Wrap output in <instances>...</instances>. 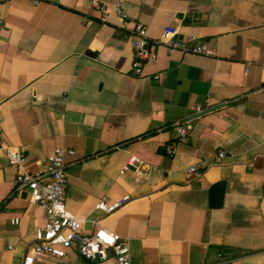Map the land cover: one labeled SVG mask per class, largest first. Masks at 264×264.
<instances>
[{
	"label": "crops",
	"instance_id": "0c3cea01",
	"mask_svg": "<svg viewBox=\"0 0 264 264\" xmlns=\"http://www.w3.org/2000/svg\"><path fill=\"white\" fill-rule=\"evenodd\" d=\"M38 1L0 2V264H23L46 223L15 191L10 146L30 171L57 147L75 150L67 207L84 232L127 239L132 264H264V0H99L105 20L91 0ZM135 22L152 40L177 27L214 53L159 43L136 76ZM198 107L210 111L192 117ZM34 264L117 260L90 263L72 248Z\"/></svg>",
	"mask_w": 264,
	"mask_h": 264
},
{
	"label": "built area",
	"instance_id": "2783aa9c",
	"mask_svg": "<svg viewBox=\"0 0 264 264\" xmlns=\"http://www.w3.org/2000/svg\"><path fill=\"white\" fill-rule=\"evenodd\" d=\"M9 1L11 0H0L3 3ZM58 1L63 2L64 0ZM38 2L35 0L36 4ZM91 5L102 12V17L105 20L107 10L104 5L99 0H91ZM113 8L123 22L128 20L129 15L121 1L115 2ZM132 38L135 52L132 71L136 76H143L145 66L156 60L155 48L159 43L164 44L169 52L180 50L184 53L203 55L214 53L206 42L196 36H190L187 39L180 37L179 29L173 26L166 27L159 39L152 40L148 36L147 26L135 22ZM203 111H205L204 108L198 107L195 113ZM175 129L181 139L186 137L188 131L184 123L177 122ZM167 152L173 154L175 146H168ZM74 154L75 150L71 148L57 147L43 167L30 171L26 168L24 150L17 146L7 147L9 163L19 168L14 180L15 191L26 193L31 203L43 207L46 212V223L36 230V241L30 252L26 254L23 264H34L37 259L47 255L64 257L72 248H77L82 255L89 259H94L96 255H99L101 260H104L114 255L117 264H132L133 256L127 239L100 225L96 226L92 232H84V220L67 207L66 197L69 185L67 168L69 164L66 161V156ZM224 157L225 152L220 151L214 164H220ZM189 170L197 172L199 166H192ZM118 205L100 202L98 208L110 212ZM13 222L18 223L19 218L13 219Z\"/></svg>",
	"mask_w": 264,
	"mask_h": 264
},
{
	"label": "water",
	"instance_id": "95a60500",
	"mask_svg": "<svg viewBox=\"0 0 264 264\" xmlns=\"http://www.w3.org/2000/svg\"><path fill=\"white\" fill-rule=\"evenodd\" d=\"M210 110H207V111H204V112H200V113H197L195 114L194 116L192 117H196V116H199L201 114H205L207 112H209ZM82 257L87 261V262H90V263H96V262H100L101 261V258L99 255H96V257L94 259H89L87 258L85 255H82Z\"/></svg>",
	"mask_w": 264,
	"mask_h": 264
}]
</instances>
